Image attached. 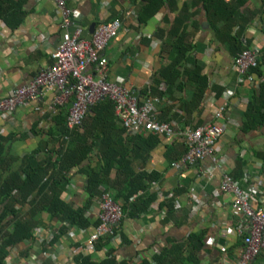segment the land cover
Wrapping results in <instances>:
<instances>
[{"label":"crops","instance_id":"obj_1","mask_svg":"<svg viewBox=\"0 0 264 264\" xmlns=\"http://www.w3.org/2000/svg\"><path fill=\"white\" fill-rule=\"evenodd\" d=\"M21 1L23 21L14 29L0 22V98L15 86L29 82L40 69L49 66L52 63L51 52L61 41L63 29L56 13L55 0ZM184 1L191 2L177 0L178 7ZM260 3V0H246L236 16L240 18V23L231 29L232 35L242 31L238 36L242 44L247 41L249 47L257 49L264 47V6L256 12L251 22H244L245 19L241 18L244 16L242 12L259 9ZM68 6L79 12V17L73 20L69 29L80 27L86 39L90 38L100 22L114 18L120 20V30L104 49L108 60V81L125 87L130 94L141 98L144 90L158 89L161 85L166 87L164 81L157 84L156 80L159 79L160 68L171 62L162 46L175 12L164 5L155 14H149L145 10L144 0H68ZM162 30L165 32L160 38L157 33ZM187 32L185 41L191 46L189 59L194 58L206 76L207 86L202 102L190 118L181 110V104L191 93L187 85L184 90H174L171 98L165 94L166 101L156 104V117L158 121L163 119L162 122H166V119L174 121L177 129L183 131L195 124L213 121V108L225 102L222 116L215 120L223 127L216 144V155L222 160L220 166L210 172L212 163L208 159L173 167L165 158L166 146L183 142L182 137L179 133L172 137L158 135L159 143L150 151L144 165L139 168L133 162L132 166L135 170L159 174V181L151 184L150 189L160 197L164 192L173 194V212L168 220H163L161 210L154 202L148 210L137 215L125 213L109 245L119 261L139 262L143 257L148 258L159 251L160 247L166 245L167 239H182L191 232L203 230L205 243L200 253L201 264H235L243 245L242 237L235 232L240 216L231 208V194L220 190L215 194V190L224 172L233 178L237 163L240 164L241 186H254L258 191L253 199L254 205L259 204L257 199L261 198L264 207V129L246 132L241 129L248 99L257 89V84L251 80L256 79L259 84L264 79V65L260 67L261 77L250 72L251 80L235 71L232 59L236 42L228 41L224 34L216 36L201 6H198L193 18L187 20ZM184 65L190 66L189 63ZM148 92L150 96H158ZM52 99V92H43L28 105L17 107L7 118L0 116V134L12 135L7 145L8 155L12 158L9 168L12 170L17 168L24 155L42 147V143L47 142L39 149L38 158L55 155L56 142H51L47 133L53 124L54 113H50ZM65 110L66 107L63 108ZM113 120L116 127L122 128L115 113ZM188 120L189 124L186 123ZM122 133L123 136L130 134L127 130ZM96 161L97 157L92 153L87 162L95 166ZM113 176L114 172L111 171L109 177ZM86 181V175L73 168L68 180L61 184L62 199L73 208L82 206L87 197L84 191ZM98 198H93L85 210L89 218L97 219ZM194 198L199 200L197 210L192 208ZM27 207L26 204L19 208L24 212ZM39 220V232H34L32 239L11 247L5 264H75L77 249L95 259L105 255L106 247L100 252L82 249L93 226L86 229L70 227L58 241L49 243L48 239L59 232L62 224L47 212H42ZM253 264H264V251L253 259Z\"/></svg>","mask_w":264,"mask_h":264},{"label":"trees","instance_id":"obj_2","mask_svg":"<svg viewBox=\"0 0 264 264\" xmlns=\"http://www.w3.org/2000/svg\"><path fill=\"white\" fill-rule=\"evenodd\" d=\"M144 1L145 10H148L149 14H155L166 5V9L175 12V16L166 30L162 46L171 62L160 68L159 79L156 80L157 84L164 81L166 87L152 88L148 90L149 92L144 90L142 96H148V92L151 95L164 97L166 94V97L171 98L174 90H184L185 86L189 85L190 96L180 108L190 118L202 102L207 81L206 76L201 72V66L194 58L189 59L188 56L191 46L185 41L188 35L187 20H191L197 13L198 6H201L209 24L215 29L216 36L224 34L228 41L236 42L235 56L243 49L250 48L247 41L242 44L238 40L241 30L234 35L231 34L232 26L240 23V18L236 16L246 0H191L190 3L184 1L179 7L177 0ZM260 2L259 9H246L242 12L244 14L241 13L244 15L241 18L245 19L244 22H251L256 12L263 8L264 0ZM23 17L21 0H0V22L14 29L23 21ZM147 17L148 15L145 16ZM163 32L165 31L162 30L157 35L162 38ZM260 51L258 66L250 70L258 78L261 77L260 67L264 65V47ZM184 63H189L190 66L187 67ZM65 107L67 109L68 104L57 107L52 117L53 124L47 130L50 141L56 142L57 148L53 156L48 154L45 158L37 157L39 149L47 142L42 143V147L24 155L17 168L12 170L9 168L12 158L9 157L7 150L12 135L0 134V264H5L11 247L34 237V228L41 225L39 215L42 212L49 213L62 224L59 232L52 236L49 243L58 241L61 234L70 227L82 229L89 226L96 227L99 220L89 218L85 210L91 200L100 197L103 192H108L115 202L121 204L124 214L137 215L148 210L156 202L159 209L164 211L161 216L163 220H168L172 215L174 195L164 192L160 197L150 189L151 184L159 181V174L143 169L135 170L132 166L133 162H136L139 168L144 165L150 151L159 143L158 135L149 133L143 136L130 133L123 136L122 132L126 129L116 127L113 120L114 103L108 99L92 105L80 125L68 130L65 125L67 111H63ZM58 115L61 117L58 118ZM186 123L189 124V120ZM196 126L199 125L190 127ZM257 128L264 129V79L259 82L257 89L248 99L241 127L245 132ZM185 151L186 146L183 142H173L166 146L164 154L168 162L173 163ZM92 153L97 157L95 166L87 162ZM73 168H78L87 179L84 186L87 196L85 203L76 208L61 197V184L68 180L69 172ZM111 171L114 172L112 178L109 177ZM232 176L236 180L240 179L239 163L236 164ZM140 191L142 193L138 194ZM133 195H136L135 199L129 201ZM158 199H161L160 203ZM26 204L27 209L21 212L19 207ZM115 233L114 230L113 234ZM204 240L203 230L191 232L182 239L169 238L166 245L160 247L159 251L153 252L148 258L143 257L139 262L129 263L116 259L113 255V247L109 246L111 236H104L95 243L96 252L107 248L103 257L95 259L90 254L78 253L74 256V262L75 264H201L200 253L204 248Z\"/></svg>","mask_w":264,"mask_h":264},{"label":"built area","instance_id":"obj_3","mask_svg":"<svg viewBox=\"0 0 264 264\" xmlns=\"http://www.w3.org/2000/svg\"><path fill=\"white\" fill-rule=\"evenodd\" d=\"M55 5L63 31L60 43L51 52L52 63L40 69L29 82L15 86L6 96L0 98L1 117L7 118L17 107L28 105L43 92H52L50 113L53 114L57 107L68 104L65 125L68 130H72L80 125L92 105L108 99L114 103L116 118L130 133H153L164 137L179 133L186 151L179 160L172 163L173 167L178 168L181 163L194 164L203 159L212 163L209 172L220 166L222 159L216 155V144L223 127L215 120L222 116L225 102L213 108V121L187 127L183 131L177 129L174 121H158L156 104L166 101L164 96L148 95L141 98L106 79L108 60L104 49L120 30V20L114 18L100 22L90 38L86 39L82 36L80 27L69 29L73 20L79 17V12L68 6V0H55ZM260 50L250 47L233 56L232 66L235 71L251 80L250 70L258 66ZM251 82L258 86L256 79ZM160 88L164 89V85ZM219 190L231 194V208L240 216L235 232L242 237L243 245L235 264H253V259L264 251L262 199L258 198L259 204L254 205L257 189L254 186L242 187L239 180L225 172L215 194ZM135 197L133 195L129 201H133ZM198 203L199 200L194 198V210L198 209ZM97 207L96 218L99 224L93 228L86 239L85 248H82L89 252H95V243L100 237L111 236V241L114 240V230L124 215L121 204L115 202L108 192H103L98 198ZM160 214L163 216L164 212L161 211ZM39 230L36 227L34 232L38 233ZM76 253H80V249Z\"/></svg>","mask_w":264,"mask_h":264}]
</instances>
